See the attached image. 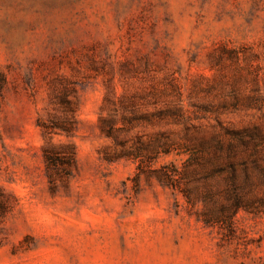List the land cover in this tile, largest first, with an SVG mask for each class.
Masks as SVG:
<instances>
[{
    "label": "rangeland",
    "instance_id": "rangeland-1",
    "mask_svg": "<svg viewBox=\"0 0 264 264\" xmlns=\"http://www.w3.org/2000/svg\"><path fill=\"white\" fill-rule=\"evenodd\" d=\"M0 264H264V0H0Z\"/></svg>",
    "mask_w": 264,
    "mask_h": 264
},
{
    "label": "trees",
    "instance_id": "trees-1",
    "mask_svg": "<svg viewBox=\"0 0 264 264\" xmlns=\"http://www.w3.org/2000/svg\"><path fill=\"white\" fill-rule=\"evenodd\" d=\"M214 219H215V220H219V217H215ZM207 220L209 221V220H211V219H207Z\"/></svg>",
    "mask_w": 264,
    "mask_h": 264
}]
</instances>
